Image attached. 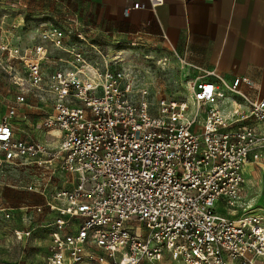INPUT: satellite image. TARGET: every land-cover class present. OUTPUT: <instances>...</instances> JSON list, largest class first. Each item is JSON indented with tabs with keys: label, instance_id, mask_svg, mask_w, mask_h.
Masks as SVG:
<instances>
[{
	"label": "built area",
	"instance_id": "2783aa9c",
	"mask_svg": "<svg viewBox=\"0 0 264 264\" xmlns=\"http://www.w3.org/2000/svg\"><path fill=\"white\" fill-rule=\"evenodd\" d=\"M67 21L39 24L30 47L1 46L28 86L0 118V170H38L28 190L45 202L33 209L57 214L47 264H259L264 203L244 198L247 166L264 164V97L182 59L191 99L152 103L126 68L101 69L72 43L90 33ZM52 47L68 57L46 72ZM34 104L30 132L19 108Z\"/></svg>",
	"mask_w": 264,
	"mask_h": 264
},
{
	"label": "rangeland",
	"instance_id": "374dc122",
	"mask_svg": "<svg viewBox=\"0 0 264 264\" xmlns=\"http://www.w3.org/2000/svg\"><path fill=\"white\" fill-rule=\"evenodd\" d=\"M63 8L59 5L52 13L46 6L37 7L24 0H0V118L14 103L18 92L28 86L24 63L10 59L9 52L1 46L6 42L19 49L34 45L38 24L41 23L38 18L48 25H63L67 21L63 16ZM47 15L52 17L46 18ZM73 20L67 22L73 23ZM70 40L85 51L92 62L100 64L101 69L105 65L126 68L135 79L137 88L149 91V101L152 103H156L160 97L191 99L186 88L188 70L185 71L175 54L159 46L142 43L132 47L125 42V45H119L117 39L106 38L103 41L100 35L93 33L86 36V41L77 35ZM50 50L51 58L44 66L46 72L52 69L53 62L60 57H68L60 49L52 47ZM251 168L252 171L246 176L244 200H249L250 204L263 205L264 165L253 164ZM37 171L25 166L0 170V264L48 263V246L53 230L50 224L57 214L48 210L35 213L33 209L34 205L45 202L40 194L28 190V186L35 183ZM223 213L231 212L223 210ZM259 264H264V258L259 260Z\"/></svg>",
	"mask_w": 264,
	"mask_h": 264
},
{
	"label": "crops",
	"instance_id": "0c3cea01",
	"mask_svg": "<svg viewBox=\"0 0 264 264\" xmlns=\"http://www.w3.org/2000/svg\"><path fill=\"white\" fill-rule=\"evenodd\" d=\"M24 1L46 6L52 13L62 5L65 20H78L90 34L159 46L180 61L216 70L229 82L248 78L243 91L254 99L264 97V0H164L155 10L133 8L147 0ZM128 7L131 11L126 16ZM34 107L19 108L25 115L20 124L30 132L40 118V108ZM253 164L247 166V175Z\"/></svg>",
	"mask_w": 264,
	"mask_h": 264
}]
</instances>
